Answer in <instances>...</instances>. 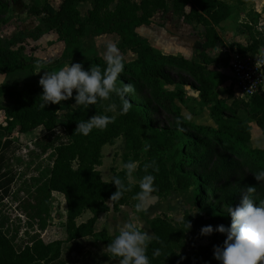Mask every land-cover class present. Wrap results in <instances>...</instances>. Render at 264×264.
I'll return each mask as SVG.
<instances>
[{"label": "trees", "instance_id": "trees-1", "mask_svg": "<svg viewBox=\"0 0 264 264\" xmlns=\"http://www.w3.org/2000/svg\"><path fill=\"white\" fill-rule=\"evenodd\" d=\"M85 0H60L57 7L47 5L31 7L30 11L43 14L45 25L55 30L64 42L62 56L72 57V49H78L85 37L88 27L92 36L115 33L120 37L119 48L137 55L131 63L124 64L123 71L117 77L116 85L131 83L134 91L127 94L130 108L125 114L119 111L120 100L112 95L107 100H97L89 108L74 105V98L65 100L68 112L62 131H56L59 110L58 104H48L44 109L39 107L38 96L41 87L34 81H27L22 86L16 81L0 83V96L9 99L10 104L4 108L6 126L22 133L42 126L46 133L55 131L54 137L66 140L55 148V157L41 191L46 192L47 200L52 192L63 195L66 204L65 238L45 241L41 236L18 250L14 241L0 227V264H52L60 259L63 245L87 237L100 236L106 244L113 238L105 228L96 231L95 225L99 216L120 209L134 194L139 191L140 177L145 174L144 165L155 162L153 168L147 169L154 176L152 195L166 197L173 190H192L193 202L203 204L209 199L212 204L201 206L197 215L186 211L183 218L172 222L165 213L148 220L153 236L148 239L146 254L149 264H219L213 257V246H222L225 234L213 231L211 235H201L200 229L205 225L213 228L223 224L228 227L231 217L227 213L229 206L238 202L236 191L221 192L217 184L232 175L218 172L207 176L192 170L202 163L204 157L199 151H206L211 146L220 149L228 156L224 159L229 167L232 164L246 168L252 173L264 169V148L250 145L251 128L249 122L238 113L243 109L264 133V93L259 91L248 100L235 97L233 83L220 94L217 88L229 76L221 70H210L214 65L227 68L229 59L223 55L209 52L217 44L223 46L217 26L231 14V5L225 0H92V6L86 15H81L78 3ZM251 0H235L237 4H246ZM161 11L182 17L187 22H196L204 27V41L198 52V60H189L181 54L157 52L147 38H143L136 30L142 25L152 23L154 15ZM248 25L251 33L250 42L236 45L241 52H258L264 40V20L260 15ZM255 26V27H254ZM253 27L257 28L255 35ZM43 33L42 26L37 25L26 36L39 37ZM34 57L26 58L23 47L10 48L0 40V74L18 67L33 70ZM42 64L48 65L45 60ZM91 65L104 68L101 57H93ZM48 70L52 71L48 66ZM188 73L198 83L201 100L210 108V115L215 126L207 123L190 121L181 112L177 99H183V90H175L173 73ZM148 91L153 104L173 117L172 125L160 128L153 124L146 105L138 99V95ZM76 92L73 90V97ZM116 105L114 112L105 110V103ZM104 114L112 119L103 128H93L88 135L74 133L78 120H84L94 114ZM179 121V123H178ZM124 137L127 152L125 162L132 160L137 164V182L125 176V169L117 170L113 176H119L128 190L120 199L109 198L116 187L110 180H104L98 166L102 164V148ZM0 135V150L7 145ZM149 145L148 151L143 146ZM225 168V167H223ZM254 179V177L252 178ZM211 182L212 187H210ZM264 182V180H263ZM216 192H219L217 195ZM89 210L92 216L86 221L77 222L84 212ZM187 221L191 228H187ZM46 229V227H45ZM206 239V243L197 242V238ZM159 249V254L153 252ZM117 262V259H113Z\"/></svg>", "mask_w": 264, "mask_h": 264}, {"label": "rangeland", "instance_id": "rangeland-1", "mask_svg": "<svg viewBox=\"0 0 264 264\" xmlns=\"http://www.w3.org/2000/svg\"><path fill=\"white\" fill-rule=\"evenodd\" d=\"M225 1L231 5L233 14H230L228 19L226 18L217 26L223 45H227L231 41L244 45L248 44L251 39L248 28L249 21L254 15V10L259 9V7H261V14L264 17V0L254 1L250 6H245L246 8L238 5L235 0ZM59 2L60 0H0V40L10 48L23 47L26 58L34 57L36 59L33 63V70L15 67L6 73H1L0 83L16 81L22 86L27 81H34L38 84L43 72L49 71L48 66L51 70H56L64 63L70 62L81 63L85 69H88L93 57L103 59L102 53L109 41L116 43L117 48L125 57L124 64L131 63L136 59V54L119 48L121 40L117 34L92 36L91 27H88L80 47L72 49V57L64 58L62 54L65 44L57 32L45 25L42 19L43 14L30 11L33 6L41 8L47 5L55 8ZM91 6L92 0L79 2L78 9L81 15H86ZM37 25L42 26V35L39 37L26 36ZM254 27L252 32L258 35L257 28ZM136 30L141 37L147 38L151 42L157 52L181 54L189 60H198L197 55L204 41L203 25L187 22L174 14L173 11L157 12L152 18L151 24L142 25ZM222 47L217 44V47L209 50V52L213 55H221ZM261 47L263 48L261 52L264 53V43ZM40 60L47 61L48 65L42 64ZM209 69H219L226 75H231L228 67L218 68L212 65ZM172 78L174 84L171 87L175 90H183V99L176 100L181 112L186 117H190L188 119L192 122L215 126L209 106L200 98L196 79L184 72L173 73ZM228 87L229 82L226 80L217 88V91L220 94H225ZM260 91L264 93V85ZM138 99L146 105L154 125L160 128L172 125V115L156 107L148 91L139 94ZM9 104L8 98L0 96V124L2 126L7 124L4 108ZM109 105V102L105 103V110L114 112V108L109 109ZM67 112L65 101H62L56 131H62ZM238 113L247 122L252 121L243 109H239ZM251 125L253 127L251 128L250 145L264 148L263 131L254 121L251 122ZM0 135L3 141L8 142L0 150V227L14 241L18 250L39 236L45 241L65 238V199L62 194L52 192L50 199L47 200L46 192L41 191V187L49 176L56 154L55 148L60 142L66 140V136L63 139L54 137L55 131L46 133L42 126L26 133L20 132L17 127L3 128L0 130ZM126 152L123 136L118 137L114 143L103 146L102 164L98 166V169L104 180H110L115 171L124 168L123 155ZM198 154L203 155L204 159L202 163L191 168L197 173L213 176L218 172L226 171L225 173H227L230 169L233 170L232 175L226 179L223 178L217 184L219 191L223 193L236 191V197L239 199L246 186H253L255 191L251 196L254 201L264 200L263 180L258 182L255 178L252 179L254 175L250 170L235 163L229 167V164H226L224 160L228 154L224 151L211 146L206 151H199ZM135 171L130 177L133 182L138 181ZM209 185L212 187L211 182ZM216 194L218 195L219 192ZM150 195L151 202L147 204L145 209L137 211L134 208L136 201L130 198L119 210L110 209L101 214L95 225L96 231L105 228L109 235L113 236L119 225L131 216H135L137 217L135 223L138 226L142 225L143 231L151 238L149 219L165 213L172 222L177 223L183 218L186 211L192 215H197L201 206L213 203V200L209 199L201 206L195 204L191 189L173 190L166 197ZM108 203L110 205L111 201ZM90 215L91 212L87 210L77 221L79 222ZM197 242L206 243L205 236L204 238H197ZM106 246L107 244L98 235L71 241L63 245L60 259L52 264H117L107 252Z\"/></svg>", "mask_w": 264, "mask_h": 264}, {"label": "clouds", "instance_id": "clouds-1", "mask_svg": "<svg viewBox=\"0 0 264 264\" xmlns=\"http://www.w3.org/2000/svg\"><path fill=\"white\" fill-rule=\"evenodd\" d=\"M104 68L98 65H90L85 69L81 63H64L56 70L45 71L38 81L42 92L39 94V107L44 109L48 104H58L61 101L74 98V105L89 108L95 105L97 100H107L114 95L119 98V111L127 113L130 102L127 94L134 91L131 83H123L117 86L116 81L124 69L125 57L121 54L114 41L105 45L102 53ZM259 59V57H256ZM73 90L76 94L73 97ZM116 105L110 104L109 109ZM190 118V117H186ZM111 117L104 114H94L87 119L78 120L74 133L88 135L93 128H103L111 121ZM179 123V121H178ZM149 145L143 146V151H148ZM155 162L144 165L145 174L140 177L137 191L133 199L136 201L134 208L139 211L145 207L154 190V176L147 169L154 167ZM125 176L131 177L137 164L129 160L123 165ZM256 181L264 180V169L253 173ZM111 183L115 185L109 201L121 198L128 188L119 176H113ZM255 191L253 186H246L235 205L227 208L231 217L230 226L212 225L202 226L201 235H211L213 231L226 235L222 246H213V257L219 264H264V200L254 201L251 194ZM137 217L131 216L118 226L113 238L107 244V252L117 264H149L146 254L149 235L143 231L142 225H137ZM187 228L191 223L187 221ZM159 254V249L153 252V256Z\"/></svg>", "mask_w": 264, "mask_h": 264}, {"label": "built area", "instance_id": "built-area-1", "mask_svg": "<svg viewBox=\"0 0 264 264\" xmlns=\"http://www.w3.org/2000/svg\"><path fill=\"white\" fill-rule=\"evenodd\" d=\"M221 55L228 57L235 96L248 100L264 85V53L241 52L234 45H223ZM259 57V59H256Z\"/></svg>", "mask_w": 264, "mask_h": 264}, {"label": "crops", "instance_id": "crops-1", "mask_svg": "<svg viewBox=\"0 0 264 264\" xmlns=\"http://www.w3.org/2000/svg\"><path fill=\"white\" fill-rule=\"evenodd\" d=\"M254 1H257V0H251V1H249V2H247L246 4H242L241 6H243V8H246L245 6H250V4L251 3H253ZM238 5H240V4H238ZM256 10V11H255ZM254 10V15H252V19H250V21H249V24H251V25H253L252 23H253V19H255V17H257V13L259 12V15H260V22H263V20H264V17H263V15L261 14V7H259V9H255ZM258 10V11H257ZM233 14V11H231V15ZM230 15V16H231ZM262 15V16H261ZM228 19V18H227ZM252 20V21H251ZM230 43H237V42H233V41H231ZM230 43L229 44H227V45H230ZM263 43H264V40L261 42V45H260V50H263V48L261 47L262 45H263ZM241 44V43H240ZM220 45V44H219ZM244 45V44H243ZM228 82H229V86H230V84L232 83V78H231V75L229 76V79H228ZM253 121V120H252ZM252 121H250L249 122V124H250V128H252L253 126L251 125V122ZM252 145V144H251ZM151 199V198H150ZM149 199V201L147 202V204L148 203H150L151 202V200ZM147 204L145 205V207H144V209L146 208V206H147ZM110 206H111V204H110ZM122 207V206H121ZM120 207V208H121ZM111 209H112V207H111ZM113 210V209H112ZM92 216V213H91V215L89 216V217H91ZM89 217H86V218H84L83 220H80L78 223H80V222H83V221H86ZM77 220H78V218H77ZM149 225V224H148ZM150 228V227H149ZM151 230V229H150ZM151 232H152V230H151ZM153 236V232H152V235H151V237ZM150 237V236H149Z\"/></svg>", "mask_w": 264, "mask_h": 264}]
</instances>
